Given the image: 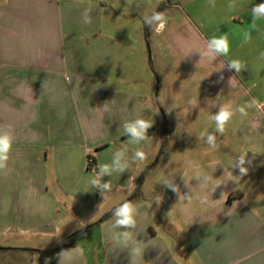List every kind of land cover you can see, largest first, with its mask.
Segmentation results:
<instances>
[{
  "label": "crops",
  "instance_id": "obj_1",
  "mask_svg": "<svg viewBox=\"0 0 264 264\" xmlns=\"http://www.w3.org/2000/svg\"><path fill=\"white\" fill-rule=\"evenodd\" d=\"M260 3L238 0L230 10L228 0H216L215 8L207 0H172L166 29L155 34L143 16L158 10L157 0H0V128L10 126L15 136L0 171V248H10L0 249V264H59V253L46 258L23 249L51 250L30 243L76 233L98 234L97 264H131L128 249L113 248V217L98 221L128 200L146 170L143 196L132 202L139 210L134 235L145 246L140 264H264V110L237 113L223 135L209 119L224 103H264V31L243 41ZM258 24L264 30V21ZM222 34L229 56H202L208 38ZM229 59L245 69L230 70ZM174 102L179 107L169 113ZM137 117L153 120L140 145L144 162L134 160L135 146L121 135L122 122ZM202 133L215 134L219 150ZM175 135L176 145L163 150ZM116 150L126 152L128 170L103 177L112 183L106 196L85 191L90 157L98 165ZM245 151L252 165L236 185L224 169ZM190 161L212 176L207 204ZM164 176L178 194L159 183ZM64 252L71 258L64 264H89L78 245Z\"/></svg>",
  "mask_w": 264,
  "mask_h": 264
},
{
  "label": "clouds",
  "instance_id": "obj_2",
  "mask_svg": "<svg viewBox=\"0 0 264 264\" xmlns=\"http://www.w3.org/2000/svg\"><path fill=\"white\" fill-rule=\"evenodd\" d=\"M208 6L211 8L216 7V0H207ZM227 7L230 10L238 7V0H228ZM91 6L86 7L82 13L83 22L85 24L91 23ZM252 23L250 24V30L243 33L244 43H249L251 40V31L262 32L259 21H264V3L254 5L251 8ZM143 21L151 27L153 33L162 34L166 29L168 20L164 12L152 11L151 14H145ZM207 51L202 52V56H207L209 60H215L218 56L228 57L231 49L228 34L213 35L208 38L206 42ZM259 59L264 60V51L259 53ZM246 64L240 59H229L228 68L235 70L236 73H240L245 69ZM79 82H77V88ZM193 107H195V100L190 101ZM106 103L104 107H106ZM179 107L177 103H173L171 106L166 107L167 111L171 113L172 108ZM264 110V103H261L256 98H252L243 105L236 106L233 103L221 104L219 110L209 116V119L214 123L215 133L223 135L226 128L233 121V118L239 114L241 118L249 115V109ZM158 111V110H157ZM153 127V120L137 117L134 119H127L121 124V135L128 137V143L135 146L133 152V158L135 161L144 162L147 159L145 151L140 147L144 142L149 139L148 130ZM202 136L206 135V143L213 151L219 150V144L217 143V137L212 133H202ZM15 142V136L10 126L0 128V171L7 170L10 160V154ZM254 153V152H253ZM252 165V160L248 159V152H242L236 157L229 165L224 169L225 178L227 181H231L236 185L240 184L241 178L248 174L249 167ZM97 169H93V174L88 179L84 190L87 191L90 188H99L102 196H106V193L112 190V183L110 181L104 182V176H113L114 174H122L129 168V160L125 151L116 150L112 152L111 158L108 162H100L97 165ZM189 168L192 171V178L195 179L199 187L203 190L201 195V203L207 204L210 202L208 195L209 185L213 183L212 176H210L200 164L196 162H189ZM238 169L239 174H234V171ZM159 183L166 188L172 190L174 193L179 192L178 187L174 183V180L169 176H164L159 180ZM221 180L215 181V186L221 185ZM186 199L191 202L192 195H187ZM154 202L159 206L161 197L156 196ZM139 210L136 204L131 201L125 200L115 209L112 213L113 223L112 229L119 231L112 232L111 241L114 249H128L131 255V264H140L143 259L145 246L142 242L135 238L134 231L137 228V217ZM170 212L168 213L169 216ZM91 222V221H89ZM83 223L78 224L79 228H83ZM59 264H64L65 260L71 259L66 256V253L62 251L58 254Z\"/></svg>",
  "mask_w": 264,
  "mask_h": 264
},
{
  "label": "rangeland",
  "instance_id": "obj_3",
  "mask_svg": "<svg viewBox=\"0 0 264 264\" xmlns=\"http://www.w3.org/2000/svg\"><path fill=\"white\" fill-rule=\"evenodd\" d=\"M172 0H157V4L158 6H162V5H167L168 2H171ZM148 43H150V46H148V53H149V56L151 54V40L148 39ZM155 59V57H153ZM160 75V74H159ZM162 78V75H160V78L156 80V83L157 84V87H159L160 85V79ZM162 80V79H161ZM161 108H165V106L162 104V107ZM165 112H163V116H164ZM177 135H175L174 137H172V140H167L166 142H164V145H163V150H165V148H171L173 146L176 145V142H177ZM163 162L162 161L159 165H158V171H161L163 169ZM161 173V172H160ZM90 233V232H89ZM92 233V232H91ZM64 239H58L54 242H48V241H33L31 242L30 246H33L34 244H38L39 246L41 247H49V248H55L57 247ZM75 241H76V245H78L79 247H81V249H84V250H87V259H88V262L89 264H97V259L98 258H102V252H101V249L103 248L102 246V242H101V239L100 237L98 236V234H93L92 236L90 234H86L84 236H81L80 233H78L76 236H75Z\"/></svg>",
  "mask_w": 264,
  "mask_h": 264
},
{
  "label": "trees",
  "instance_id": "obj_4",
  "mask_svg": "<svg viewBox=\"0 0 264 264\" xmlns=\"http://www.w3.org/2000/svg\"><path fill=\"white\" fill-rule=\"evenodd\" d=\"M165 10V5H162L158 8L157 11H162L164 12ZM147 24H146V28H147ZM88 169H97V165H96V161L94 158L90 157V160H89V163H88ZM148 174V170L144 171L143 173H141L139 176H138V180H137V185H136V188L135 190L132 192V195L128 198L127 201H131V202H134V201H137V200H140L143 196V193H142V186H143V183L145 181V178ZM115 209V208H114ZM113 210H111L110 212L104 214L100 220L98 221V223H102L110 218H112V213H113ZM78 233L76 234H73L67 238H65L57 247H55L54 249H51V250H36V249H23V250H27V251H30V252H34V253H38L40 254L42 257H46V258H49V257H54L55 255H57L58 253L66 250V249H69V248H73L76 246V241H75V236L77 235ZM0 249H5V250H8L10 248H0Z\"/></svg>",
  "mask_w": 264,
  "mask_h": 264
}]
</instances>
